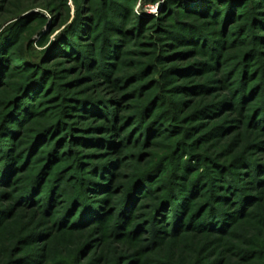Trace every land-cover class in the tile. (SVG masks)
Wrapping results in <instances>:
<instances>
[{"label":"rangeland","instance_id":"374dc122","mask_svg":"<svg viewBox=\"0 0 264 264\" xmlns=\"http://www.w3.org/2000/svg\"><path fill=\"white\" fill-rule=\"evenodd\" d=\"M0 264H264V0H0Z\"/></svg>","mask_w":264,"mask_h":264}]
</instances>
